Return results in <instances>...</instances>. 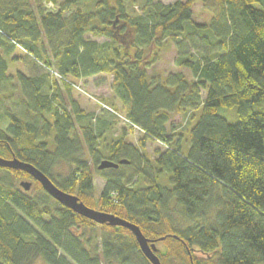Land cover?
<instances>
[{
  "label": "trees",
  "instance_id": "trees-1",
  "mask_svg": "<svg viewBox=\"0 0 264 264\" xmlns=\"http://www.w3.org/2000/svg\"><path fill=\"white\" fill-rule=\"evenodd\" d=\"M196 2L208 20H194ZM132 4L0 0V157L136 224L159 243L161 264H264V0ZM17 48L29 74L10 72ZM170 48L177 70L150 73ZM100 74L112 93L101 104H121L108 105L115 116L72 97L75 81ZM220 108L235 109L237 121ZM176 115L186 117L183 132ZM116 116L143 132L137 145L104 137ZM147 140L166 148L148 157ZM102 160L127 162L99 169ZM95 176L105 181L97 197ZM33 184L30 194L0 177V264H151L127 228L78 215Z\"/></svg>",
  "mask_w": 264,
  "mask_h": 264
},
{
  "label": "rangeland",
  "instance_id": "rangeland-1",
  "mask_svg": "<svg viewBox=\"0 0 264 264\" xmlns=\"http://www.w3.org/2000/svg\"><path fill=\"white\" fill-rule=\"evenodd\" d=\"M140 1L141 0H133V4L131 7L133 9L139 8ZM161 1L164 3H171V2H174L175 0H161ZM193 10L195 12L194 20L203 22L209 19L210 13H208V11L203 6H201L200 2H196L193 5ZM124 36H121V37L124 39ZM99 39L103 40V38H99ZM14 55L17 57V59L10 63V67H9L10 72L13 73L16 70H20L24 73L27 72L29 74V70H27L28 69L27 63L24 59L25 54L21 51H18L17 49ZM174 58H175V51L173 48L163 51L161 53L159 60H157L155 64L149 69V72L151 73V72L156 71L158 73L166 74L168 72L176 71L177 67L174 64ZM185 72L187 73L186 70ZM49 78L54 79L53 76L52 77L49 76ZM110 81H111V77L106 74H100L97 76L88 77L85 79H81L79 81H75L74 84L76 86L74 85L72 86V89H73L71 93L72 97L86 111L99 113L102 111L99 109V107L104 108L105 109L104 111H110V113L113 112L111 109H109L110 107L116 109L117 111H120L119 109H120L121 104L117 102L113 103L115 105H112V103L107 102L108 104H105L107 107L101 104L102 99L106 101V99H110L112 96L111 89H110ZM18 96H19V92L16 91L15 95L13 94L12 98H10V101L9 100L8 101L11 104H14L13 99H18ZM256 107L260 110H264V101H262L259 105H256ZM218 113L226 117L227 120L230 122H235L238 119L235 109L220 108ZM116 118H118L117 124L114 126V128L110 129L109 131L107 130L104 137H107V139H109L110 137L115 138V137H119L123 135L126 141L132 142L133 144L137 145L139 140L144 135L143 132L139 130L138 128L131 126V124H129L123 117L116 116L113 119H116ZM173 122L177 126V129L180 132H183L185 130L186 127L184 124L186 123V117L182 115H176L173 119ZM6 123H8L7 119L1 117L0 125L5 126ZM53 145L54 144L51 143L50 141L49 148H54ZM165 148H166V145H164L163 143L159 141H151V140H147L145 142V146L142 147L145 154L151 158L155 157V150L157 149L163 150ZM125 171L128 172L129 169L124 168V172ZM0 177L5 178L6 184L19 187L20 189H23L20 186V181L22 180L31 181L32 185L30 189L27 191V193L34 194L36 191L34 188L33 179L25 178V177L18 178L14 174L7 175L6 173H3V172H0ZM93 183L95 187L94 196L97 197L99 193L101 192L105 184V181L101 177L95 176L93 179ZM164 183L167 185L166 181H164ZM172 216H173V210H172ZM155 244L156 246H159V243L157 244L156 242ZM32 264H48V263H46L42 258H38Z\"/></svg>",
  "mask_w": 264,
  "mask_h": 264
},
{
  "label": "water",
  "instance_id": "water-1",
  "mask_svg": "<svg viewBox=\"0 0 264 264\" xmlns=\"http://www.w3.org/2000/svg\"><path fill=\"white\" fill-rule=\"evenodd\" d=\"M127 160H119L117 163L109 160H102L98 165L99 169L118 167L120 164L126 163ZM0 167L20 170L27 173L32 179L37 181L41 187L62 206L71 209L73 212L81 215L98 224H106L109 226H121L127 228L135 237L139 249L151 264H161L156 255V240L147 239L139 229V227L119 216L96 210L85 205L76 195L70 194L58 188L44 173L35 166L20 161L13 157L6 159L0 157ZM31 181H20V186L28 191L31 187Z\"/></svg>",
  "mask_w": 264,
  "mask_h": 264
},
{
  "label": "built area",
  "instance_id": "built-area-1",
  "mask_svg": "<svg viewBox=\"0 0 264 264\" xmlns=\"http://www.w3.org/2000/svg\"><path fill=\"white\" fill-rule=\"evenodd\" d=\"M48 69L51 75L53 76V78H56L57 80H62V79L64 80V78L61 75H59L53 68H48ZM73 85L76 86L75 84ZM103 106L107 107L106 105H103Z\"/></svg>",
  "mask_w": 264,
  "mask_h": 264
},
{
  "label": "crops",
  "instance_id": "crops-1",
  "mask_svg": "<svg viewBox=\"0 0 264 264\" xmlns=\"http://www.w3.org/2000/svg\"><path fill=\"white\" fill-rule=\"evenodd\" d=\"M18 49V51H21L22 52V50L21 49H19V48H17ZM25 68V67H24ZM14 73V72H13ZM27 73V72H26ZM28 74V73H27Z\"/></svg>",
  "mask_w": 264,
  "mask_h": 264
}]
</instances>
